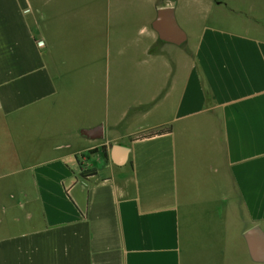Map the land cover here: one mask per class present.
Wrapping results in <instances>:
<instances>
[{
  "label": "crops",
  "instance_id": "1",
  "mask_svg": "<svg viewBox=\"0 0 264 264\" xmlns=\"http://www.w3.org/2000/svg\"><path fill=\"white\" fill-rule=\"evenodd\" d=\"M108 1L0 0V264H264V30L124 50Z\"/></svg>",
  "mask_w": 264,
  "mask_h": 264
},
{
  "label": "rangeland",
  "instance_id": "2",
  "mask_svg": "<svg viewBox=\"0 0 264 264\" xmlns=\"http://www.w3.org/2000/svg\"><path fill=\"white\" fill-rule=\"evenodd\" d=\"M108 2V18L112 21L110 23H112L114 31L111 36L107 37L109 40L115 38L116 41L122 42L121 47L124 50L128 49L129 45L126 40L122 41L127 37V32L128 34L132 30L135 32L138 24H146L148 28L152 29L151 22L157 12L154 7L170 2L180 8L175 10L174 14L177 16L176 22L180 30L185 34V41L180 47L165 45L166 50L170 51L173 57L184 53L191 56L195 45L194 38L199 29L204 27H219L243 32L247 27L255 26V28L264 30V0H156V4H153V0L149 4L146 0H109ZM75 29L76 31L68 33V36L72 37L73 43H69L68 40L67 44H63L64 47L66 45L69 50L76 53L96 52L101 54L103 46L99 43L103 44L104 37L99 26L85 24L84 27ZM88 31L100 42L89 43V40L84 37ZM162 44L163 41L157 37V45L160 47L156 46V50L161 49ZM112 68L115 71L122 69L118 70L121 73V83H118V88H122L125 101L131 99V72L125 65L118 67L112 63Z\"/></svg>",
  "mask_w": 264,
  "mask_h": 264
},
{
  "label": "water",
  "instance_id": "3",
  "mask_svg": "<svg viewBox=\"0 0 264 264\" xmlns=\"http://www.w3.org/2000/svg\"><path fill=\"white\" fill-rule=\"evenodd\" d=\"M151 28L163 42L180 45L185 41V34L180 30L170 8L157 10Z\"/></svg>",
  "mask_w": 264,
  "mask_h": 264
},
{
  "label": "trees",
  "instance_id": "4",
  "mask_svg": "<svg viewBox=\"0 0 264 264\" xmlns=\"http://www.w3.org/2000/svg\"><path fill=\"white\" fill-rule=\"evenodd\" d=\"M166 132H168V130L167 129H159V130H157V131H151V132H149V133H147V134H145V135H147V136H149V135H158V134H162V133H166ZM86 173H84L83 175H85Z\"/></svg>",
  "mask_w": 264,
  "mask_h": 264
},
{
  "label": "built area",
  "instance_id": "5",
  "mask_svg": "<svg viewBox=\"0 0 264 264\" xmlns=\"http://www.w3.org/2000/svg\"><path fill=\"white\" fill-rule=\"evenodd\" d=\"M37 45L41 47L43 45V43L40 41L37 43Z\"/></svg>",
  "mask_w": 264,
  "mask_h": 264
}]
</instances>
